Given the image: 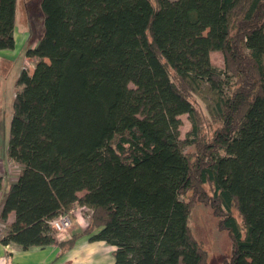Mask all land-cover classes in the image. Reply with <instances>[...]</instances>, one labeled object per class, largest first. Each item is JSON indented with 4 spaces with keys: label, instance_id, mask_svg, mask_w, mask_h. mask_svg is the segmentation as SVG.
Segmentation results:
<instances>
[{
    "label": "trees",
    "instance_id": "trees-1",
    "mask_svg": "<svg viewBox=\"0 0 264 264\" xmlns=\"http://www.w3.org/2000/svg\"><path fill=\"white\" fill-rule=\"evenodd\" d=\"M38 8L41 31L25 50L36 62L14 83L7 155L19 172L4 192L0 220L14 216L0 242L71 248L78 235L60 240L48 221L76 203L90 209L82 233L112 245L113 264H204L183 197L198 179L242 219L243 234L231 215L222 221L229 264H264V0ZM16 9L0 0V49L14 47ZM204 89L216 125L193 163L183 145L198 143L199 127L186 90ZM181 114L192 125L184 139Z\"/></svg>",
    "mask_w": 264,
    "mask_h": 264
},
{
    "label": "rangeland",
    "instance_id": "rangeland-1",
    "mask_svg": "<svg viewBox=\"0 0 264 264\" xmlns=\"http://www.w3.org/2000/svg\"><path fill=\"white\" fill-rule=\"evenodd\" d=\"M153 2L155 3V0H153ZM38 6L39 0H17L16 23L14 29L16 30L15 34L18 38L15 40L14 47L0 49V164L3 165L4 170L8 175L19 167L17 163L15 164V162L11 160L9 161L7 158L12 102L16 89L14 83L22 68H26L31 72L36 62L35 58L26 56L25 50L28 46L34 45L39 32L41 31L42 17ZM210 60L212 64L219 68L225 67L223 55L220 51H212L210 53ZM173 79L178 83L175 77H173ZM235 80L236 78L233 77L232 81ZM230 85L234 88L232 84ZM186 93L197 109L195 121L199 130L198 136L196 137L198 143L184 144L183 150L185 153L189 154L192 162H196L198 158L197 155L204 152V148L198 147V144L211 141L212 132L216 125L211 118V115L208 113L210 112L211 107H213L214 96L212 92L209 94L205 89L196 93L186 90ZM180 119L179 138L184 139L185 137H191L190 133L192 125L187 118V115L181 114ZM198 148H200V150ZM8 184L9 182H6L3 189L6 188ZM3 195L0 187V201L3 198ZM183 197L189 205V229L194 239L200 245L204 264H229L233 253L234 240L231 231L223 227L222 221H224L226 215H231L243 234L244 228L242 219L236 209L232 205L229 213H226L222 209L220 201L213 193L211 183H200L198 179L193 180L192 188L187 190L183 194ZM77 207L78 204H76L74 209H71V228L64 233L63 238L57 237L61 240L80 233L72 247L73 249L74 247L79 248L81 246L82 238L88 240V236L81 233L88 227V224L87 221H79L80 215L79 217H75L76 212L74 211H76ZM88 213L89 210H86L85 215L88 216ZM85 215L83 214V217H86ZM5 223L6 222L3 220L0 222V230L1 228L2 230H5ZM88 231L89 229H87V232ZM106 245L113 247L107 243ZM55 246L56 252L46 264H55L61 261L72 249H62L56 244ZM80 255L82 257V254L76 255L75 258H77V261L72 264H79L78 259L80 258ZM113 259L112 251L107 247L100 252L96 251L92 257H88L89 261L84 264H113Z\"/></svg>",
    "mask_w": 264,
    "mask_h": 264
},
{
    "label": "crops",
    "instance_id": "crops-1",
    "mask_svg": "<svg viewBox=\"0 0 264 264\" xmlns=\"http://www.w3.org/2000/svg\"><path fill=\"white\" fill-rule=\"evenodd\" d=\"M16 23V22H15ZM15 29H14V39L17 40L18 36L15 34ZM15 45V44H14ZM30 59V58H29ZM8 158V157H7ZM10 161V159L8 158ZM1 162V160H0ZM16 164V163H15ZM0 187L1 190L4 194L5 190L8 188V186L15 181L17 178L18 172H19V167L14 170V172H11L10 175L6 174V171L4 170V167L2 164H0ZM8 175V176H7ZM6 182H9L8 186L5 187L4 185ZM4 196V195H3ZM0 203V209H1V204ZM76 206V203L73 204L72 209H74ZM13 213L11 212L7 219L6 223H10L13 220ZM86 216V215H85ZM79 221H87V224L89 222L88 216L83 217V215L80 217ZM82 233V232H81ZM80 234V233H79ZM78 234V236H79ZM83 234V233H82ZM77 236V237H78ZM86 236H88L86 234ZM71 246V248L74 246L76 239ZM82 244L79 248L74 247V249H71L68 253L67 256L64 257L61 261L55 263V264H72L77 261L76 255L82 254V257L80 255V258L78 259L79 264H84L88 260V257H92L96 251L100 252L102 249L109 248L113 252L114 247H111L109 245H106L103 241H89L86 239H81ZM77 250V251H73ZM56 252V246L55 244H51L45 247H30L26 250H23L13 244H2L0 242V264H46L47 261L53 256V254ZM78 252V253H77ZM100 263V262H99Z\"/></svg>",
    "mask_w": 264,
    "mask_h": 264
},
{
    "label": "built area",
    "instance_id": "built-area-1",
    "mask_svg": "<svg viewBox=\"0 0 264 264\" xmlns=\"http://www.w3.org/2000/svg\"><path fill=\"white\" fill-rule=\"evenodd\" d=\"M86 210H89L88 217L90 214V209L85 205H79L76 209V216L80 217L84 214ZM72 211V210H71ZM71 211L68 213H62L48 221L49 225L52 227L53 231L55 232L56 236L59 238L64 237V233L71 228L72 223V215Z\"/></svg>",
    "mask_w": 264,
    "mask_h": 264
}]
</instances>
